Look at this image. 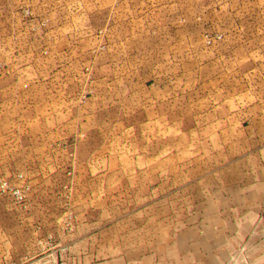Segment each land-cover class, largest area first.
Segmentation results:
<instances>
[{"label": "crops", "instance_id": "obj_1", "mask_svg": "<svg viewBox=\"0 0 264 264\" xmlns=\"http://www.w3.org/2000/svg\"><path fill=\"white\" fill-rule=\"evenodd\" d=\"M156 2L134 16L122 0H8L51 29L21 31L11 51L12 73L0 86V171H24L35 199L51 185L49 171L78 160L76 204L115 193L136 213L140 203L163 202L166 216L180 217L179 254L164 264H264V0H198L225 40L193 52L189 42H203L210 19L188 16L199 7L191 0ZM178 101L194 105L192 126L177 123ZM130 119L138 127L126 126ZM97 137L106 144L94 145ZM2 199L7 264L17 212ZM83 259L101 264L89 254L74 262Z\"/></svg>", "mask_w": 264, "mask_h": 264}, {"label": "rangeland", "instance_id": "obj_2", "mask_svg": "<svg viewBox=\"0 0 264 264\" xmlns=\"http://www.w3.org/2000/svg\"><path fill=\"white\" fill-rule=\"evenodd\" d=\"M122 1L130 8L131 14L134 16L141 14L152 3H157V0ZM191 1L199 7L198 9L189 8L188 16L195 17V21H200L202 15H205L210 19V22L205 25V30L202 31L203 42H197L195 38L189 42L190 51H196L202 46V43L206 48L218 47L225 40V33L213 28L211 21L213 10L202 8V4L200 5L198 0ZM18 4L8 3V0H0V86L1 82L12 73L11 51L19 47L21 31H27L30 34L39 31L44 33L51 29L49 26L46 30L49 22L48 19H45L46 17L39 15L37 11H35L36 15L34 16L30 6L19 9ZM101 5L105 6L106 3ZM237 11H240L242 15V10ZM227 12L228 9L224 14L225 16ZM39 16L44 19L39 18ZM36 17L39 20L32 22L34 25L24 22L34 20ZM95 18V21L103 22L106 13H99ZM198 25L200 24L198 23ZM192 27H194L191 29L195 31V34L199 32L197 26ZM220 28L227 30L228 27L222 26ZM37 29L39 31H36ZM99 34L104 35L102 32ZM11 35H13V39L9 38L7 41L6 37ZM103 45L105 46L102 43L99 48L97 47L98 50H102ZM210 75L206 73L207 77ZM88 89L92 90L90 86ZM192 96L194 95L192 94ZM193 106L190 103L185 107L178 101L171 107L174 117L178 118L177 123L193 125L191 115L192 111L195 110ZM183 114H188L185 121L180 119ZM137 121L141 123L142 119ZM107 123L112 122L107 121ZM125 123L126 126L130 124L129 127H138L135 125L136 120L130 119ZM117 125H115V129L118 128ZM141 126L143 128V125ZM109 127L112 128V124ZM109 127L107 128L110 130ZM112 137L110 141L116 142L118 138ZM104 138H95L93 144L98 146L106 144ZM122 138L132 139L128 136ZM101 159L98 157L94 160L97 163ZM72 161L60 170L48 172L52 178L51 185L44 186L42 195L35 199L34 196L32 197L34 187L24 171H16L17 173L15 172L12 176H7L4 170L0 171V186L7 181L27 190L26 199L18 201L10 192H3L0 188V198L6 199L17 212L16 217L12 218L11 221L7 219V222L10 221L12 224L10 226L12 231L8 232L7 235L13 245L10 250L11 260H8L7 264H85L84 259L75 263L74 258L75 256L84 258L88 254L96 260L98 259L97 261L101 264H164L165 261L171 262L176 258L177 251L174 244L177 233L175 228L180 227L179 216H166L167 212L162 209L163 202H158L157 205L152 204L151 207L148 204L140 203V212L136 213L134 211H137L139 207L134 201H129L128 198L122 197L123 195L115 193L112 194V199L110 198L103 203L95 199L90 203L92 206L76 204L75 189L79 161ZM154 206L157 208L156 213L151 210ZM2 208H4L3 205ZM0 211L2 212V210ZM4 223V216L0 215V224L3 225ZM88 224H93V229H89L91 232L86 229ZM2 238L3 236L0 234V239ZM74 240L80 245L71 249V241Z\"/></svg>", "mask_w": 264, "mask_h": 264}, {"label": "built area", "instance_id": "obj_3", "mask_svg": "<svg viewBox=\"0 0 264 264\" xmlns=\"http://www.w3.org/2000/svg\"><path fill=\"white\" fill-rule=\"evenodd\" d=\"M104 48L105 46L103 45L102 49ZM91 92H92L91 89L85 90L81 95V99L85 101L89 96V94H91ZM0 188L3 192H10L18 201H23L26 199L27 190L24 187L18 185H12L9 182L5 181L1 184Z\"/></svg>", "mask_w": 264, "mask_h": 264}]
</instances>
